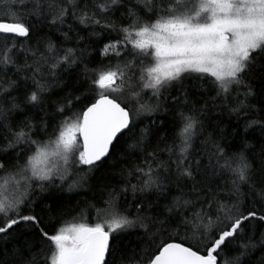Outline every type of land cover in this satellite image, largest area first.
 <instances>
[{
  "label": "snow or ice",
  "instance_id": "1",
  "mask_svg": "<svg viewBox=\"0 0 264 264\" xmlns=\"http://www.w3.org/2000/svg\"><path fill=\"white\" fill-rule=\"evenodd\" d=\"M74 24L89 39L105 36L99 54L108 63L89 68ZM44 28L62 42L38 35ZM70 69L81 72L49 115L50 81L63 90ZM205 84L214 95L191 100ZM172 89L187 113L171 122V144L149 151L153 132L142 117L166 110ZM210 104L244 121L235 148L205 135ZM29 108H39L38 122ZM254 125L264 137V0H0V264H253L252 254L264 253V144L257 152L240 132ZM200 137L211 145L213 175L229 177L223 198L198 180ZM113 156L124 166L95 203L67 207L62 196L45 203L37 193L79 195L88 175L117 167ZM170 175L191 181L192 192L178 188L161 205Z\"/></svg>",
  "mask_w": 264,
  "mask_h": 264
},
{
  "label": "trees",
  "instance_id": "2",
  "mask_svg": "<svg viewBox=\"0 0 264 264\" xmlns=\"http://www.w3.org/2000/svg\"><path fill=\"white\" fill-rule=\"evenodd\" d=\"M119 23V21H117ZM71 23V21H69ZM75 31L79 32L81 36H83L85 39L82 41L79 45L81 48H87V51L91 53V55L87 58L88 60H91L92 63H89V68L99 66L102 62L108 63L107 60H105L103 57L99 54V49L103 46V43L106 42L105 36L101 35L99 38H92L89 39V32L83 30L81 27H77L75 24L73 25ZM96 31H99V29H95ZM61 31H66V28L61 29ZM91 31V29L89 30ZM45 33H49V30L47 28L42 29L38 35H44ZM53 40H59L62 42V37H60V32L53 31L49 33ZM69 35H72L71 33ZM113 35H116L115 33ZM34 39V38H33ZM27 43L28 41H24ZM86 42V43H85ZM65 47H75L73 43H67L64 45ZM87 62V60H86ZM81 72L80 69H70L69 72L65 75H63V80L61 81L63 85V90L59 87H56V81H50V84L52 85L50 93H48L45 97L46 104L44 105L46 112L49 115H53L55 113V107L51 103V101L59 100L62 97L66 95L68 91H71V86L76 78L77 75H79ZM186 86H189V82H185ZM205 89H208V91H189V98L191 100L200 101V100H208L209 97L214 95V92L211 91L209 84L204 85ZM198 89V85H197ZM24 87H21L20 91L15 93V95H18L23 101L24 98ZM150 91L146 93V97L150 96ZM170 96H176L179 97L180 93L176 89H172L170 92V95L168 93H165V102L162 104V109L157 112L155 115H153L150 118H144L145 123L148 124V126L152 129L153 136H152V147L149 148V151H152L153 148L156 146L157 143L160 144L161 148L164 146L165 140H167V143L171 144V137L173 135L172 132V125L171 122L178 117L179 111H185L187 113L188 106L184 105L183 103L180 104H174L170 98ZM182 99V98H181ZM151 103H155V101H149ZM255 103V102H253ZM197 108H200L201 105L199 103L196 104ZM256 107H259V104H256ZM80 107L77 106L74 111H79ZM27 116L31 117L34 122H38L42 118V114L39 110V108H29L26 110ZM24 116L17 114L16 119H23ZM254 119H258L259 115L253 117ZM201 120L204 124V130L205 135L211 134L213 137H219L223 136L228 143L225 144V147H229L231 145L233 148H235L239 144V136H237L235 139H233L232 133L234 129H240L242 130L244 127V121L241 119H238L235 115L231 114L226 108L222 106H212L211 104L207 107V109L204 111L203 116H201ZM56 121L55 120H49L50 126H55ZM144 125L142 124L141 127ZM221 129L223 130L221 132ZM255 129V130H253ZM240 135H245L247 140L256 146L257 152H259V148L262 144H264V137L261 136V129L259 125H254L253 128H250L248 133L240 132ZM221 143H224L223 140L220 141ZM195 152L193 153L195 159H199L201 161V176L198 177V180L204 179L209 187L214 188V190L221 192V198H223L224 194L227 193L228 189L224 187L225 183L228 180V175H224L223 178H221V175L219 174V171L217 170V174L213 175V171L211 167L208 166V153L211 152V145H205L204 144V137L197 138V140L194 143ZM120 155H123L121 152ZM160 159L163 161L168 160L167 153L162 152L160 154ZM113 162L116 163V168H111L105 165L101 169L96 170L95 172L88 175V183L84 184L83 189H79V195L77 192H64V193H56L53 192L52 196L49 197L48 191L44 193H39V189H37V193L41 197H48L44 202L45 203H52L53 200L58 197L62 196L64 198V201L66 202L67 207H74L76 205L77 201L83 202L84 200H88L90 202L95 203L96 201L93 199L95 196L99 194L101 191V188L99 186L104 185L108 183L111 178L112 174L117 172L119 167L124 166L121 164V162L117 159L116 156H113ZM205 168H207V171L205 172ZM175 170L173 169V172ZM81 175H84V173H81ZM114 182V181H113ZM135 183V181H132ZM168 189H171L170 191H165L162 195H166L169 197L168 200L161 199L160 203L161 205L169 203L170 199L172 197H176L180 195L179 189H182L186 193L192 192V182L188 181L186 179H180L177 181L175 175H170L167 180L164 181ZM218 185V187H217ZM50 191V190H49ZM247 191V189H245ZM249 195H251L249 193ZM129 198L131 200V193H129ZM151 198V197H149ZM187 198H194L186 196ZM53 216L56 215V213L52 214ZM70 222V217H67ZM89 221H91V216H89ZM135 236L129 237V240L132 243H135ZM254 260L253 264H259V261L262 257H264V253H261L259 250L254 252L253 254Z\"/></svg>",
  "mask_w": 264,
  "mask_h": 264
}]
</instances>
